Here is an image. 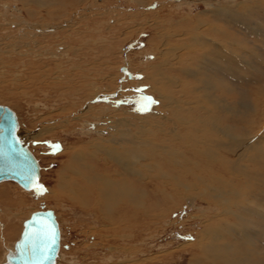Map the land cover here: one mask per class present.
Segmentation results:
<instances>
[{"label":"bare ground","instance_id":"obj_1","mask_svg":"<svg viewBox=\"0 0 264 264\" xmlns=\"http://www.w3.org/2000/svg\"><path fill=\"white\" fill-rule=\"evenodd\" d=\"M92 1L37 0L42 11L50 17H54L53 14L58 10L64 11L60 15L62 22L44 27L29 25L31 31L18 26L19 31L12 36L19 37V40L12 42L3 39L5 47L0 48L1 106H7L15 112V108L19 107L17 101L29 97L30 91L16 89V81L24 82V86L50 85L54 96H48L54 97L53 107L61 103L64 105L57 107L44 122L53 123L55 120L57 129H69L74 125L77 128L80 124L82 128H77V131L95 126V132L101 135L99 139L82 141L83 145L77 149L79 144L66 146L67 152L63 151L61 155H67L68 160L61 162L56 172V187L49 190L48 195L56 197V201L80 207L89 216L100 218L99 212L111 215L113 223L128 232L127 239L134 240L141 238L144 233L151 234L152 229L157 234L173 214L182 210L187 201L200 199L210 203V213L197 216L203 222V228L196 234V244L187 245L196 251L193 256L191 254L190 264H262L264 87L255 91L251 103L245 102V95L243 97L241 92L233 94L239 89H230L231 92L226 87V79H244L242 74L245 62L240 58H245V53L229 46L228 41L236 44L240 41L236 36L225 39L228 33L220 24L229 18L235 21L233 15L236 13L264 15V0H255L250 7H246L243 2L228 0L219 4L221 9L217 14L209 12L207 15L184 14L181 7L190 0L172 4L170 7L177 10L169 8L171 11L168 14H164L168 9L165 6L167 0H136L144 9L151 6L150 2L153 1L163 5L161 10L138 21L142 25L138 34L143 31L152 32L149 43L152 55L155 56L153 61H148L142 67L146 77L139 85H149L151 92L145 94L152 101L160 100L159 105L153 106L154 109L162 113L167 110V121L175 124L170 130H160L155 126L157 120H145L137 126L135 133L125 122L129 120L121 114L112 111L107 114L103 108L91 107V101L98 94L125 91L128 88L125 76L120 73L124 65L121 63L120 67H115L114 64H104L93 42L88 45L89 53L86 49L83 53L73 51L71 44L77 41V35L85 28L92 27L105 31L106 35H114L119 27L122 29L132 24L137 15L128 14L121 18L119 14H113L110 7L104 8L100 14H92L95 12L90 10L87 13L88 8L95 6ZM21 2L30 15L36 12L29 7L28 2ZM3 8L11 14H21L17 6L4 4ZM139 13L142 16L147 14L143 11ZM215 15L220 18L215 19ZM108 16L115 19L113 25L104 20ZM71 17H75L76 21L71 20ZM92 17L94 21H91ZM12 26L17 27V24ZM21 29L26 31L21 34ZM55 35H60L69 43L58 45L55 50V56L67 62L68 70L57 74L62 70V61L56 62L57 75L50 81L47 76L48 67L50 61L57 58L48 56L53 47L49 43L43 45L31 41V38L49 39ZM164 37L169 38L168 42ZM171 39H174V45L169 44ZM121 46L119 54L122 57ZM112 49L115 51V48ZM38 50V53H33ZM28 67L34 73L27 76ZM212 69L217 76L223 77L219 81L224 85L214 79L210 72ZM259 73L261 71L256 68L252 74L249 72L255 79L260 78ZM87 108H90L89 111ZM16 115L19 124L17 135L35 156L22 137L23 123L19 115ZM135 125L133 122L132 126ZM104 126L108 127L107 131L102 130ZM105 133L107 136L104 137ZM35 159L41 170L40 186L42 167L36 156ZM4 182L14 181H1L0 184ZM14 183L22 190L32 192ZM5 189V185L0 188L1 192ZM5 200L10 205L24 204L23 199L17 200L11 195H7ZM41 211L47 210L42 207ZM18 214H0V246L23 232L26 220L23 221ZM7 215L14 216L6 219ZM61 231L60 250L55 264L60 263L63 241ZM110 233H114L112 229ZM256 238L262 239V246L255 243ZM144 242L140 241L141 244ZM135 244L125 245L123 254L133 256V252L142 251ZM67 255L70 260L62 256L64 264L65 261L74 264L75 259L79 260ZM159 258L161 263L164 262L162 256ZM4 259L1 264L6 262ZM257 260L261 262L257 263Z\"/></svg>","mask_w":264,"mask_h":264},{"label":"rangeland","instance_id":"obj_2","mask_svg":"<svg viewBox=\"0 0 264 264\" xmlns=\"http://www.w3.org/2000/svg\"><path fill=\"white\" fill-rule=\"evenodd\" d=\"M21 1L28 2L29 7L36 12L30 15ZM227 1L228 0H190L188 3L182 5L181 11L184 14L191 15L198 13H202L201 15H207L209 12H213L210 14H217L218 10L221 9L219 8V4ZM236 1L239 3L243 2L246 7H250L254 5L255 0ZM92 2H95V6L92 4L93 10L90 7V9H87V13H89L90 10L91 12H95L92 14H98V12L100 14L104 8L110 7L111 12L113 14H119L121 18H124L125 15L128 14L137 15V18L133 19L131 22L132 24L122 29L119 27L114 35L111 34L110 36L106 35L107 33H105V31L101 32L92 27L89 29L85 28L81 30L80 35H77V41L71 44L73 46V51L83 53L86 49V52L89 53L88 48L90 47H88V45L93 42L96 46L95 48L98 50L97 55L99 54L98 57L102 59L101 61L104 64H114L115 67H120L121 63L124 65L120 73L125 76L124 78H126L127 81L125 83L128 84V88L125 91L117 90L114 93L98 94L95 99L91 101V107L103 108L107 114L111 111L114 114H121L124 119L129 120V122L127 120H125V122L130 125L129 128L132 133H135L137 126L145 120H157L155 126H158L160 130L172 129L175 122L167 121L169 118V112L165 110L164 113H162L153 107L159 105L160 100L156 99L152 101V98L150 99V97L145 94H148L149 91L151 92L149 85H139L144 82L146 77L142 67L146 66L148 61H153L155 56L152 55L149 43L152 32L143 31L138 34L142 29V25H139L138 21L144 20L145 17L153 15L156 11L161 10L163 5H160L158 1H153L154 3L150 2L151 6L149 5L148 8L144 9L141 4H137L136 0H93ZM107 2H109V4H107ZM4 4L17 6L19 10H21V14L16 15L9 13L3 8ZM172 4H182V0L165 1V6H167L168 9H166L164 14H168L171 11L169 8H171L170 6ZM171 9L172 11L177 10L174 7ZM243 9L244 8H240V10ZM42 10L43 8L37 0H0V48L3 49L5 47L3 45V39H10L12 42L19 40V37L12 36L19 31L18 26H21L22 28L26 27L27 31H31L30 27H28L29 25L44 27L45 25L59 24L62 22L63 18H61L60 15H62L64 11L58 10L57 13L53 14L54 17H50ZM141 11L147 13L146 16L140 15L139 12ZM233 16H235L234 19L236 18L235 21L229 18L221 24L219 21L218 23L228 33L227 38L225 39L234 38L236 36L237 40L240 41L238 44L229 41L227 43L229 46L236 48L239 51L242 50L245 53V58H240V60L245 62V73L243 72L242 74L244 77L242 80L237 78L234 79L233 77L228 80H223L229 90H240H238L237 93L233 92L234 95L241 92L243 97L245 95V102L251 103L253 102L252 97L255 94V91L257 92L259 88L264 87V18H262L264 15L263 13H260L254 16H248L242 12V14L236 13ZM110 17L111 16H108L104 20H107L109 24L113 25L115 19ZM217 18L220 17L215 15V19ZM70 19L76 21L75 17H71ZM92 20L94 21L93 17L91 18V21ZM95 20L96 22L98 21V19ZM134 21H136L135 24L133 23ZM212 23L215 24L216 21H212ZM12 24H17V27H13ZM26 29H21L22 31L20 33L22 34ZM60 35H55L49 39L31 38V41L42 43L43 45L48 43L51 44L53 49L48 53V56L53 58L57 57L55 56V50L58 45H69L66 39L62 38ZM164 39L168 42L169 38L164 37ZM125 41H127L126 44L122 45ZM169 44L174 45V39H171ZM120 46L122 49V57L119 54ZM112 48H115V51ZM39 51L40 50L33 51V53H38ZM42 52L45 51L42 50ZM47 60L48 59L45 61ZM66 60L71 64L69 58ZM60 61H62L60 68L62 67L61 71L63 72L59 71L57 74L67 72L68 65L65 60H62L60 57L53 59L50 61L51 65L48 67L47 72L50 81L51 78L57 75L55 74L57 71L55 64ZM29 67L27 70V76L30 75V73H34V70L33 72H30ZM105 68H107V66H105ZM255 68L261 71V73H259L260 78H256L259 80H256L253 75L249 74V72L252 74V71H255ZM210 72H212L213 77L217 82L224 85L223 82L219 81V79L221 80L223 78L221 75L217 76L213 69L210 70ZM14 83L17 85L16 89H18V91H30L29 97H23L20 102L17 101L19 107L15 108V113L19 115L21 123H23V127L21 128L22 137L25 139L28 146H30V149L34 152L42 167L39 187L46 189V191L41 192L37 190L27 192L22 190V188L14 182H6L7 184L5 182L1 183L0 188L2 185H5L6 189L4 192H1L0 190V206H5L0 207V214H13V212H15V214L20 213L18 215L23 221H25L31 214L41 211L42 207H45L46 210H53L61 224L60 230H63L59 264H64L62 256H64L67 261L70 260V256L67 254L79 259L78 261L75 259L73 262L74 264H190L191 258L196 251L193 249L194 247L187 245L196 244V234L200 233L203 228V222L200 221L197 216L204 215V213L209 214L210 203H206V201H201L200 199L187 201L182 210L173 214L163 225L164 228L159 230L157 234L155 230L152 229L151 234L144 233L141 238L134 240L131 238L127 239L128 232L121 230L125 228L116 226L112 221L113 218L111 215L99 212L100 218L89 216L80 207H72L70 203L64 204L61 200L56 201L57 198L53 195H48V192L56 187V172L60 168L61 162L65 163L68 160L67 155H61L63 151H65L66 146L72 144L74 147L76 144H79L76 147L77 149L83 145L81 143L82 141L87 142V140L99 139L101 135H98L95 132V126L86 127L83 130L81 129L82 131H77V128H82L79 127L81 126L80 124L79 126L77 125V128L76 125H74L69 129H57L55 128V125L57 124L55 120L53 123L44 122V119H49V114L54 112L57 107L64 105V103H61L53 107L52 100L54 97L52 96L54 95L51 93L52 86L38 84L35 86H32L31 84L24 86V82L20 83L19 81ZM127 90L130 94H128ZM230 91L232 92V90ZM48 94H51L52 96L50 97ZM133 122L136 124L135 126H132ZM45 127H50L51 129L47 130ZM102 130L107 131L108 127L104 126ZM105 136H107V133H105L104 137ZM65 152H67V150ZM7 195L15 196L17 200L23 199L24 204L22 206L10 205L5 200ZM40 197L41 199H38ZM132 211L135 212L136 210ZM12 216L14 215H7L5 217L6 219H9ZM19 216H17L18 220L20 219ZM20 226L23 228V225L20 224ZM111 229L114 233H110ZM21 234H18L6 244H1L0 264L4 259V256L6 259L9 250L14 249ZM115 235L116 237L114 238ZM148 235L150 237H148ZM151 237H153L152 240L149 239ZM260 240L262 241V239L258 240V238L254 240L258 246H262ZM140 241L145 242L141 244ZM132 243H136L135 246L141 247L142 251L133 252V256L123 254L124 246H131ZM65 247H67V249H65ZM66 255L68 256L67 258ZM159 256L164 258L162 259L164 262L161 263ZM67 261H65V264H69L66 263ZM261 261L257 260V263L261 262L264 264V259Z\"/></svg>","mask_w":264,"mask_h":264},{"label":"water","instance_id":"obj_3","mask_svg":"<svg viewBox=\"0 0 264 264\" xmlns=\"http://www.w3.org/2000/svg\"><path fill=\"white\" fill-rule=\"evenodd\" d=\"M18 127L16 113L0 105V182L14 181L26 190L37 191L41 170L17 135ZM60 243L55 212H35L24 222L21 237L3 264H55Z\"/></svg>","mask_w":264,"mask_h":264},{"label":"snow or ice","instance_id":"obj_4","mask_svg":"<svg viewBox=\"0 0 264 264\" xmlns=\"http://www.w3.org/2000/svg\"><path fill=\"white\" fill-rule=\"evenodd\" d=\"M37 190L38 191H41V192L46 191V189H43L42 187H39V186H38V189Z\"/></svg>","mask_w":264,"mask_h":264}]
</instances>
